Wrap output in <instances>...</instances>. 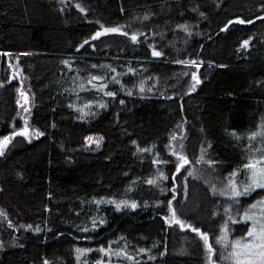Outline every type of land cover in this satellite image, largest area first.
Segmentation results:
<instances>
[{"label":"trees","instance_id":"trees-1","mask_svg":"<svg viewBox=\"0 0 264 264\" xmlns=\"http://www.w3.org/2000/svg\"><path fill=\"white\" fill-rule=\"evenodd\" d=\"M262 124L264 0H0V264H229Z\"/></svg>","mask_w":264,"mask_h":264},{"label":"snow or ice","instance_id":"snow-or-ice-1","mask_svg":"<svg viewBox=\"0 0 264 264\" xmlns=\"http://www.w3.org/2000/svg\"><path fill=\"white\" fill-rule=\"evenodd\" d=\"M240 23H243V21H240ZM108 31L115 32L119 30L105 29V32ZM97 35H100V33H98ZM132 39L135 40L136 37L132 36ZM153 55L159 56L160 53L154 51ZM93 79H95V77H93ZM109 95H111V93H109ZM25 101H26V97H25ZM17 134L27 135V129L25 128L23 132ZM233 135H235V133H233ZM257 136L261 137V151H264V124L261 125V131L253 133L252 136L249 137V139L254 140L257 138ZM89 139L91 140L92 138L90 137ZM8 142H9L8 139H5L4 141L0 142V155H3V149L4 147L7 146ZM178 159H180L183 162V164L188 163L187 159L183 155H180ZM201 159H203V157H201ZM183 164H181V166H183ZM245 167L249 169L251 173L252 182L248 187L244 189V192L247 193L251 188L254 187L264 188V156H262L260 159L253 157L250 160V162L245 165ZM147 182L150 184L154 183V181H147ZM232 190L234 195L236 196L241 195V193L236 190L235 185L232 186ZM97 203H100V201H97ZM125 206L135 208L136 204L135 203L130 205L125 204ZM116 207L119 210L121 205L117 204ZM257 207H258L257 205L252 206L253 209H257ZM247 218L253 221L252 228L247 233L248 237H250L251 239L243 242L239 240L235 241L231 245L232 250L229 252V258L233 261V264H264V201L260 202L258 215L257 214L250 215L247 216ZM172 221L175 224L179 225L181 228H184V225L178 219H176L175 212H173ZM193 231H195V229H193ZM201 238L204 240L206 246L208 247V252L211 254L212 248L210 245L207 244L208 237L201 234ZM217 243H219V241H217ZM101 251H103V249H101ZM128 258L131 259V257Z\"/></svg>","mask_w":264,"mask_h":264},{"label":"rangeland","instance_id":"rangeland-1","mask_svg":"<svg viewBox=\"0 0 264 264\" xmlns=\"http://www.w3.org/2000/svg\"><path fill=\"white\" fill-rule=\"evenodd\" d=\"M251 182V173L249 169L242 166L235 170L228 184L229 188L227 194L233 196L232 198L235 199L231 200V202L233 203V201L236 200V203L230 208H227V214L224 215V219L220 222V235L218 241L220 244L219 251L221 253V258L229 264H233V261L229 258V252L232 250L231 245L238 240L243 242L251 239L248 237L247 233L251 230L253 221L248 219L247 216L254 214L258 215L260 202L264 201L263 195L252 202H248V199L255 193L264 190V188L254 187L245 193L244 189L248 187ZM233 185H235L236 190L239 191L241 195H234L232 190ZM225 191H227V188H225ZM253 205H257V209H253Z\"/></svg>","mask_w":264,"mask_h":264}]
</instances>
